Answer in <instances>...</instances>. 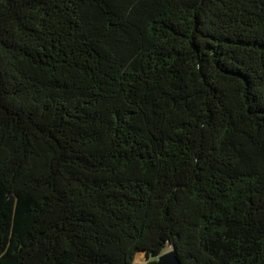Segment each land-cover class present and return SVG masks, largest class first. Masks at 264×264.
Here are the masks:
<instances>
[{
	"label": "trees",
	"instance_id": "trees-1",
	"mask_svg": "<svg viewBox=\"0 0 264 264\" xmlns=\"http://www.w3.org/2000/svg\"><path fill=\"white\" fill-rule=\"evenodd\" d=\"M264 264V0H0V264Z\"/></svg>",
	"mask_w": 264,
	"mask_h": 264
},
{
	"label": "water",
	"instance_id": "water-1",
	"mask_svg": "<svg viewBox=\"0 0 264 264\" xmlns=\"http://www.w3.org/2000/svg\"><path fill=\"white\" fill-rule=\"evenodd\" d=\"M156 264H181V260L176 252L170 250L164 254H160Z\"/></svg>",
	"mask_w": 264,
	"mask_h": 264
},
{
	"label": "rangeland",
	"instance_id": "rangeland-1",
	"mask_svg": "<svg viewBox=\"0 0 264 264\" xmlns=\"http://www.w3.org/2000/svg\"><path fill=\"white\" fill-rule=\"evenodd\" d=\"M171 248H168V250H166L164 253L170 251ZM147 259L145 257H142V256H138L136 258V264H147Z\"/></svg>",
	"mask_w": 264,
	"mask_h": 264
}]
</instances>
